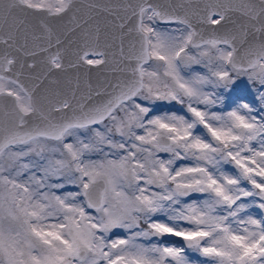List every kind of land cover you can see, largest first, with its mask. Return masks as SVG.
Instances as JSON below:
<instances>
[{
    "label": "snow or ice",
    "instance_id": "obj_1",
    "mask_svg": "<svg viewBox=\"0 0 264 264\" xmlns=\"http://www.w3.org/2000/svg\"><path fill=\"white\" fill-rule=\"evenodd\" d=\"M200 257L264 264V0H0V264Z\"/></svg>",
    "mask_w": 264,
    "mask_h": 264
},
{
    "label": "rangeland",
    "instance_id": "obj_2",
    "mask_svg": "<svg viewBox=\"0 0 264 264\" xmlns=\"http://www.w3.org/2000/svg\"><path fill=\"white\" fill-rule=\"evenodd\" d=\"M183 106L178 104V103H171V104H164V103H161L157 106V113L158 114H162L164 112H176L177 114H183ZM74 190V189H73ZM254 214V213H253ZM151 242H156L155 238H153V240ZM164 243H171V244H175L176 246H183L182 244H178V243H174V242H171V241H168L167 240V237L164 238ZM191 259H195V255L193 256H190ZM197 264H207V260L206 258H203V257H200L198 260H197Z\"/></svg>",
    "mask_w": 264,
    "mask_h": 264
},
{
    "label": "water",
    "instance_id": "obj_3",
    "mask_svg": "<svg viewBox=\"0 0 264 264\" xmlns=\"http://www.w3.org/2000/svg\"><path fill=\"white\" fill-rule=\"evenodd\" d=\"M168 241L174 242V243H178V244H182V241L180 240V238H176V237H167Z\"/></svg>",
    "mask_w": 264,
    "mask_h": 264
}]
</instances>
